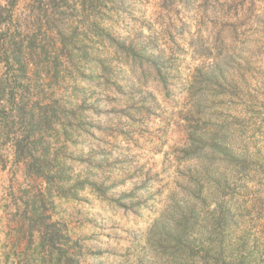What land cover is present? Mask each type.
<instances>
[{"label":"rangeland","instance_id":"374dc122","mask_svg":"<svg viewBox=\"0 0 264 264\" xmlns=\"http://www.w3.org/2000/svg\"><path fill=\"white\" fill-rule=\"evenodd\" d=\"M0 3V39L32 43L24 79L0 49L29 98L0 136V264H264V0ZM199 131L220 190L183 153Z\"/></svg>","mask_w":264,"mask_h":264},{"label":"trees","instance_id":"16d2710c","mask_svg":"<svg viewBox=\"0 0 264 264\" xmlns=\"http://www.w3.org/2000/svg\"><path fill=\"white\" fill-rule=\"evenodd\" d=\"M49 6L52 7L51 5ZM3 15L5 16L4 19L2 17ZM10 17L9 8L0 3V25L2 22H7ZM1 48L6 49L4 52V62L6 66L10 68L15 67V73L13 76L22 77V79H24L26 75L25 69L30 63L29 56L32 51V43L30 39L18 41L13 36H9L8 39H0V49ZM17 81L20 80L17 79L14 82ZM18 86L20 89H18ZM16 88L18 93L13 94L11 92L4 96V92L7 90L13 91L14 89L12 84L8 83L7 79H0V136L6 134L8 138H10L12 128L18 123L26 121L29 114L28 105L25 103V95L28 92V87L27 85L17 83ZM27 100H29V98ZM39 119L43 122L45 121L46 117L44 110L41 111ZM206 140V132L199 131L198 133H194L191 138L187 139V143L183 148V153L186 156H191L193 162L197 163V166H195L197 170L194 171V177H199L197 181L209 180L213 182V185L215 182V188L220 190V182H216L215 175H212V173L209 172V166L212 165L215 159L220 158L221 155H225V151L222 149V146L220 147L219 145H211L208 149L203 151L205 148L200 145L204 144ZM15 143L16 145L14 147L17 152L24 153L25 148H28L27 143H22V145L17 141H15ZM26 165L29 164L27 163ZM40 174L45 176V180L48 182V177H46L44 173ZM190 183V180L185 181V184H187V190L181 199V207L184 209L187 208L188 210L189 207H191V201L194 200L191 199V193L195 195L200 192L196 187L197 184L191 185Z\"/></svg>","mask_w":264,"mask_h":264}]
</instances>
